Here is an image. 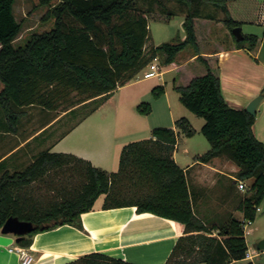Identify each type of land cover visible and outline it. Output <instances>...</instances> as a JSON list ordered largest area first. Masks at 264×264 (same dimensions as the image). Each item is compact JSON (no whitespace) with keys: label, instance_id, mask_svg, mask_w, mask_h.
I'll use <instances>...</instances> for the list:
<instances>
[{"label":"trees","instance_id":"trees-1","mask_svg":"<svg viewBox=\"0 0 264 264\" xmlns=\"http://www.w3.org/2000/svg\"><path fill=\"white\" fill-rule=\"evenodd\" d=\"M175 1L186 9L185 37L147 49L151 19L169 21L176 15L174 9L165 6L159 11L164 18L157 19L156 10L141 5L139 0H59L43 16L54 18L51 28L34 32L24 43L16 45L14 41L22 23L14 11L15 0H0L3 82L0 110L5 118L4 126L17 131L26 105L39 104L49 110L76 115L78 104L93 100L94 105L63 131L58 137L61 138L120 85L164 54V63L175 66L173 86L180 92V100L205 119L201 131L208 138L210 148L198 158L209 161L225 155L239 166L232 184L239 179H250L246 189L249 193L239 197L238 208L243 211V218L231 215L219 225H205L197 215L186 170L174 157L179 132L187 135L196 132L191 120L182 116L175 121L178 130L156 126L150 137L126 143L116 171L95 166L74 153L51 151L50 147L42 148L23 168L11 170L6 167V160H1L0 227L11 215L31 220L35 225L18 244L28 246L34 234L60 224L83 227L82 212L90 210L96 199L106 193L105 207L136 204L139 211H152L184 223L186 232L216 228L225 235L222 239L204 233L181 236L166 264L172 260V264H189L179 258L180 254L191 253L198 240L203 244L201 260L205 264H225L245 256L248 241L244 221H254L264 201V142L254 133L256 115L245 107L231 105L223 94L219 51L231 45L253 50L264 40V32L244 33L243 38H238L233 28L242 26L243 21L232 15L229 7L232 0ZM206 3L224 12L219 22L230 32L227 42L219 41L217 33H210L217 16L201 10L200 6ZM184 52L191 54L186 61L177 62L178 55ZM153 90L157 95L162 94L165 86L158 84ZM74 91L79 96L73 97ZM261 94L264 95V87ZM139 109L148 113L152 108L149 102H141ZM46 128L33 138H38ZM60 173L65 175V185L72 187L62 189L60 199L47 203L34 199L35 182ZM63 264L137 263L91 251Z\"/></svg>","mask_w":264,"mask_h":264},{"label":"crops","instance_id":"crops-1","mask_svg":"<svg viewBox=\"0 0 264 264\" xmlns=\"http://www.w3.org/2000/svg\"><path fill=\"white\" fill-rule=\"evenodd\" d=\"M246 11L240 7L239 11L234 12L231 8L232 15L239 20L244 18H239L238 15L243 16ZM248 20L263 25L259 34L262 35L264 9L257 12L255 19ZM219 54L223 94L231 105L246 108L264 87V40L253 50L231 45L222 47ZM172 68L175 66L169 65L162 70L167 72ZM130 82L131 80L123 85ZM94 114L95 111L91 112L67 134L46 147H50L51 151L74 153L95 166L116 171L119 169L122 148L127 142L118 140V129L112 121H98ZM255 115L254 133L264 142V95ZM188 118L193 122L191 117ZM172 126L178 130L176 125ZM179 134L174 157L186 170L197 215L205 225H219L231 215L243 218L244 213L238 208V181L232 184V179L239 170L238 164L225 155L202 161L198 158L202 153L196 154L193 160L185 165L180 163L177 157ZM46 139L45 136L41 138L42 142ZM22 145H17L0 156V161L6 160L7 168L13 170L27 165L17 154ZM105 197L106 193H102L90 210L82 212L83 227L64 223L34 234L32 243L24 246L34 255L30 264H63L91 251H102L137 264H166L181 236L197 233L216 236L219 239L225 236L216 228L186 232L184 223L152 211H139L136 204L105 207ZM251 231L254 233L255 228ZM185 244L187 241L183 243ZM16 245L17 235L3 232L0 227V264H22ZM202 252L203 244L198 240L192 246L191 253L183 252L179 258L186 259L189 264H205L201 260ZM172 262L173 260L169 263ZM239 262L243 260H233L230 263Z\"/></svg>","mask_w":264,"mask_h":264},{"label":"rangeland","instance_id":"rangeland-1","mask_svg":"<svg viewBox=\"0 0 264 264\" xmlns=\"http://www.w3.org/2000/svg\"><path fill=\"white\" fill-rule=\"evenodd\" d=\"M58 1L15 0L14 11L17 19L22 23V28L14 43L16 45L24 43L32 33L51 28L54 18L45 19L43 16L49 7ZM139 2L145 7L155 9L157 19L164 18V15H161L159 11L164 10L165 6L176 11V15L169 21L151 19V38L147 43V49L154 44H160L164 41H178L185 37L183 20L186 15V9L181 8V5L177 1L139 0ZM200 7L204 13H215L217 19L213 23L210 33H217L219 41L227 42L231 37L230 32L225 24L219 22L224 18V12L212 3H206ZM229 7L234 12L239 11L240 7L247 10L245 15H238L239 18L245 19H242L244 20L242 23L244 33L252 32L260 34L263 25L251 22L248 19H255L257 12L264 9V0H232L229 3ZM208 40L206 38V43L211 46L212 43L208 42ZM190 54L187 52L179 54L177 62L186 61ZM163 55H159L153 60L159 62L161 69L169 65L173 67V64L166 65L164 63ZM146 69L147 67H144L131 79L130 83L123 85L108 98L102 100L94 110V117L98 121H112L118 129V140H126L125 142L127 143L151 136L152 129L156 126L173 127L172 125H176L175 118L177 119L182 116L191 117L196 132L193 135H187L184 132H180L179 134L177 157L180 163L185 165L187 162L193 160L196 154L204 153L210 148L208 138L201 131V126L205 122V119L192 112L180 100V93L173 86L174 76L176 75L175 68L163 72L161 75L144 77ZM158 84H164L167 87V93L155 94L153 88ZM2 87L3 82L0 79V89ZM71 95L73 97L79 96L76 91L72 92ZM141 102H149L152 108L151 111L148 113L140 111L139 104ZM93 105V100L87 102L85 105L78 104L76 115L73 113L64 114L65 112L62 110H49L39 104L26 105L22 108L25 112L19 121L17 131H9L5 128V118L2 110H0V156L15 148V146L23 144L18 149L17 154L23 160V163H30L42 148H45L52 141L56 140L63 131L68 129L78 117L83 115ZM45 127H47L46 130L38 138H33L34 135L38 134ZM44 136L47 139L42 142L41 138ZM245 181L249 183L250 179H246ZM66 186L67 190L72 187L71 185H65V175H62V173L57 176L50 175L47 180L35 182L33 197L42 203L60 199L62 189L64 190ZM236 189L238 197L249 193L248 190H241L238 187ZM260 208L255 220L248 224L249 230L255 228V231L254 233L251 231L247 235L249 247L259 252L254 257L256 263H264V249H256L255 247L258 241L264 237V201L260 204Z\"/></svg>","mask_w":264,"mask_h":264},{"label":"water","instance_id":"water-1","mask_svg":"<svg viewBox=\"0 0 264 264\" xmlns=\"http://www.w3.org/2000/svg\"><path fill=\"white\" fill-rule=\"evenodd\" d=\"M234 33L238 38L244 37V32L241 25H237L233 28ZM263 94L256 95L246 106L249 113L255 115L257 106L262 99ZM35 225L31 220L21 219L18 216L11 215L7 218L5 223L1 226L3 232H11L17 235V241L20 240L24 235L28 234L34 229ZM258 249H264V237L261 238L257 243Z\"/></svg>","mask_w":264,"mask_h":264},{"label":"built area","instance_id":"built-area-1","mask_svg":"<svg viewBox=\"0 0 264 264\" xmlns=\"http://www.w3.org/2000/svg\"><path fill=\"white\" fill-rule=\"evenodd\" d=\"M147 69L144 72V77H152V76H157V75H161L163 70L160 68V64L157 61H151L148 63V65L146 66ZM238 188L241 190H246L248 187V183L243 180V179H239L237 182ZM260 206L258 207V210H260ZM253 222V220L251 219H246L244 221V231H245V236L247 238V235L251 232V230H249V223ZM16 250L19 252L20 257H21V261L22 264H30L33 259H34V255L28 251V249L22 245H16L15 246ZM259 252L256 251L255 249H252L249 247L248 245V249L246 251L245 256L243 257V262L245 264H257L254 260V257L258 254ZM225 264H231V263H225Z\"/></svg>","mask_w":264,"mask_h":264}]
</instances>
